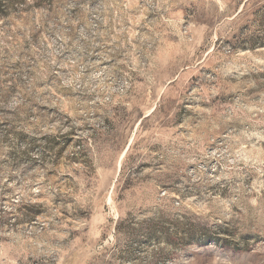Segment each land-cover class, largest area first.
<instances>
[{"label":"rangeland","instance_id":"rangeland-1","mask_svg":"<svg viewBox=\"0 0 264 264\" xmlns=\"http://www.w3.org/2000/svg\"><path fill=\"white\" fill-rule=\"evenodd\" d=\"M0 264H264V0H0Z\"/></svg>","mask_w":264,"mask_h":264}]
</instances>
